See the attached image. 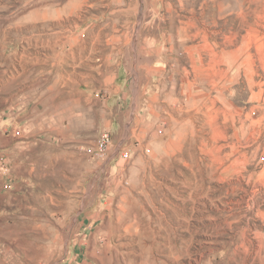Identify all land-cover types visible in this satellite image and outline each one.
<instances>
[{
    "label": "rangeland",
    "instance_id": "1",
    "mask_svg": "<svg viewBox=\"0 0 264 264\" xmlns=\"http://www.w3.org/2000/svg\"><path fill=\"white\" fill-rule=\"evenodd\" d=\"M72 3L0 0V264H264V0H159L128 38L160 61L125 48L89 110L40 74L94 33Z\"/></svg>",
    "mask_w": 264,
    "mask_h": 264
},
{
    "label": "crops",
    "instance_id": "2",
    "mask_svg": "<svg viewBox=\"0 0 264 264\" xmlns=\"http://www.w3.org/2000/svg\"><path fill=\"white\" fill-rule=\"evenodd\" d=\"M158 1L73 0L71 7H65L67 13H71L76 19L78 16L77 24L80 28L92 29L94 33L86 39L54 42L59 48L54 50L56 69L52 70L48 66L40 74L42 77L52 76L56 80L57 109H61V105L62 109L66 105L69 109H77L80 105L89 110L99 91L103 90L110 96L116 93L111 80L119 77L123 63L128 59L125 48L129 46L145 47V42H151L154 56L160 61V36L142 40L141 43L137 42L138 38H128L129 32L137 28L161 30L160 22L156 21L155 16L156 13L159 14L158 9H155ZM82 11H85L84 15ZM62 67L65 68L64 71L60 70ZM81 96L83 103H80Z\"/></svg>",
    "mask_w": 264,
    "mask_h": 264
},
{
    "label": "built area",
    "instance_id": "3",
    "mask_svg": "<svg viewBox=\"0 0 264 264\" xmlns=\"http://www.w3.org/2000/svg\"><path fill=\"white\" fill-rule=\"evenodd\" d=\"M111 142L112 141H111L110 133L107 131H103L101 132L99 138L96 140V142L93 145H88L85 148V152L88 156L92 158H97V159L104 158L108 153V150L111 146ZM129 155H130V150L126 149L122 153L121 158L123 160H126L129 158Z\"/></svg>",
    "mask_w": 264,
    "mask_h": 264
}]
</instances>
